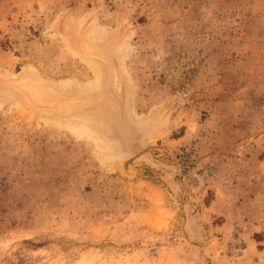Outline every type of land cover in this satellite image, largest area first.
Listing matches in <instances>:
<instances>
[{"label":"rangeland","instance_id":"374dc122","mask_svg":"<svg viewBox=\"0 0 264 264\" xmlns=\"http://www.w3.org/2000/svg\"><path fill=\"white\" fill-rule=\"evenodd\" d=\"M0 264H264V0H0Z\"/></svg>","mask_w":264,"mask_h":264}]
</instances>
